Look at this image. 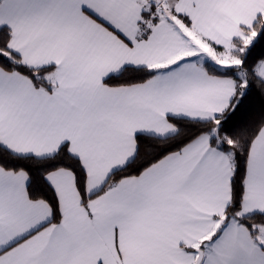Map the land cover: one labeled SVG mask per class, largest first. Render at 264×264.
Returning a JSON list of instances; mask_svg holds the SVG:
<instances>
[{
  "label": "snow or ice",
  "instance_id": "1",
  "mask_svg": "<svg viewBox=\"0 0 264 264\" xmlns=\"http://www.w3.org/2000/svg\"><path fill=\"white\" fill-rule=\"evenodd\" d=\"M0 264H264V0H0Z\"/></svg>",
  "mask_w": 264,
  "mask_h": 264
}]
</instances>
